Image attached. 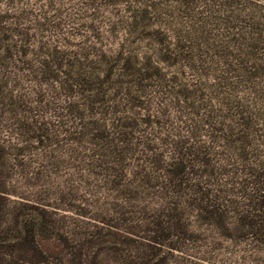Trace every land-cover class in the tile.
Here are the masks:
<instances>
[{"label":"rangeland","instance_id":"1","mask_svg":"<svg viewBox=\"0 0 264 264\" xmlns=\"http://www.w3.org/2000/svg\"><path fill=\"white\" fill-rule=\"evenodd\" d=\"M184 11L176 0H0V264H264V243L237 225L263 185L264 71L178 48ZM190 11L226 47L256 42L264 64V0ZM117 54L132 58L125 68ZM200 195L221 222L195 208Z\"/></svg>","mask_w":264,"mask_h":264},{"label":"trees","instance_id":"2","mask_svg":"<svg viewBox=\"0 0 264 264\" xmlns=\"http://www.w3.org/2000/svg\"><path fill=\"white\" fill-rule=\"evenodd\" d=\"M136 1V0H133ZM197 3V0H176L177 7H181L184 9V22L178 20L177 24L179 28L173 29L174 31V38L176 41V45L180 49H196L202 46L204 49H217L219 51L224 52L223 54L227 57H230L236 63L238 64L239 68L237 70L240 75L243 76H258L262 74L264 71V64L262 60L257 58L255 55V51L259 50L255 46L254 42H248L244 43L242 46L232 45L235 41L234 39H230L228 41L227 47L221 43L220 39L213 38L210 36L209 27L212 26L215 22L213 20H210V17L207 18H200L198 13H191L190 10H193L194 5ZM223 8H225V4H222ZM150 8L154 9V5H150ZM131 13V22L127 23L125 25V30L128 33H131L134 31V29L139 26L140 23H143L145 20V16L147 14V9L142 8L141 10L137 11H130ZM155 41L157 44L162 45L167 41V37L165 34L160 32H155ZM256 41V40H254ZM240 44V42H239ZM257 44V43H256ZM264 49V48H262ZM57 52L50 53L49 58L56 61L57 58ZM104 59V61H103ZM132 58L131 57H123L120 54H117L115 56V60L122 63L123 68L127 65L128 62H130ZM1 60V58H0ZM102 61L104 63L108 62V59H105L103 56ZM47 59L42 61L41 68L42 73L47 74L49 76L48 66H47ZM108 72V71H107ZM108 74V73H106ZM65 75H69L67 72ZM67 77V76H66ZM74 77H77L78 79H83L82 81H86L85 78H79L82 77L80 72H76L74 74ZM77 113L75 115H78V112L74 109H72V112ZM145 124L149 122V120H143ZM243 125H247V122L243 120ZM36 139L38 142H42L41 138H43V134H37ZM40 139V140H39ZM178 152V151H177ZM177 154V161L174 164V167L167 172V175L170 177H175L177 175H180L181 168L183 165V160L181 158L180 153ZM180 156V157H178ZM169 173V174H168ZM171 175V176H170ZM262 189L259 194H256L257 196L254 197L253 201L250 203L252 204V207L257 211L256 214L251 215L249 213H244L241 216L238 217L237 225L246 228L245 229V235L251 237L253 240L264 243V179H262ZM204 195H200L199 200L196 201L195 208L200 212H207L209 216L205 217H213L216 222L222 221L221 214H215L214 211H207L209 209V203L206 202ZM208 203V204H207ZM213 207V206H212ZM241 230V229H240ZM27 235H30L32 233L31 230H26Z\"/></svg>","mask_w":264,"mask_h":264}]
</instances>
